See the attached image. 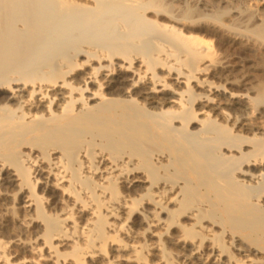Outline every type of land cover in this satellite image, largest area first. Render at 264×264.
I'll use <instances>...</instances> for the list:
<instances>
[{
	"label": "bare ground",
	"instance_id": "6f19581e",
	"mask_svg": "<svg viewBox=\"0 0 264 264\" xmlns=\"http://www.w3.org/2000/svg\"><path fill=\"white\" fill-rule=\"evenodd\" d=\"M154 248L264 264V0H0V264Z\"/></svg>",
	"mask_w": 264,
	"mask_h": 264
},
{
	"label": "rangeland",
	"instance_id": "374dc122",
	"mask_svg": "<svg viewBox=\"0 0 264 264\" xmlns=\"http://www.w3.org/2000/svg\"><path fill=\"white\" fill-rule=\"evenodd\" d=\"M144 225H142V227H143ZM139 238H136V239H132L133 241H136V242H144L143 241V239H141V235H139L138 236ZM150 242L151 241H153V240H155V238H153V237H151L150 236ZM148 239V238H147ZM137 243V244H138ZM178 248V250H181V248L180 247H177ZM113 254L114 255H122V257L123 258H119V260L117 259L116 260V264H136V263H134V262H131V261H126L127 260V257L129 256V255H131V254H133V252H132V250H123V251H115L114 250V252H113ZM150 255H149V259H150V261H151V264H163L161 261V255H162V252L160 251V250H158V249H156V248H154V249H151V251H150V253H149ZM100 259V258H99ZM50 264H51V262H50ZM101 264H103V262L101 263Z\"/></svg>",
	"mask_w": 264,
	"mask_h": 264
}]
</instances>
